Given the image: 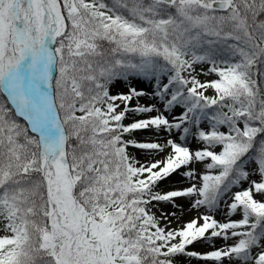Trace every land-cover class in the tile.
<instances>
[{
  "label": "snow or ice",
  "instance_id": "obj_1",
  "mask_svg": "<svg viewBox=\"0 0 264 264\" xmlns=\"http://www.w3.org/2000/svg\"><path fill=\"white\" fill-rule=\"evenodd\" d=\"M183 258L264 264V0H0V264Z\"/></svg>",
  "mask_w": 264,
  "mask_h": 264
},
{
  "label": "rangeland",
  "instance_id": "obj_2",
  "mask_svg": "<svg viewBox=\"0 0 264 264\" xmlns=\"http://www.w3.org/2000/svg\"><path fill=\"white\" fill-rule=\"evenodd\" d=\"M133 83H135V82H133ZM127 87H128L127 82H125V81H118V82H115L114 83V86L112 88V91L113 92L124 91V90L127 89ZM146 135L147 134L146 133H143V132L138 133V137L141 138V139L145 138ZM185 207H187L186 203H185ZM178 264H199V262L196 259H194V258L191 259V260H189L188 258H183L182 262L181 261H178Z\"/></svg>",
  "mask_w": 264,
  "mask_h": 264
}]
</instances>
